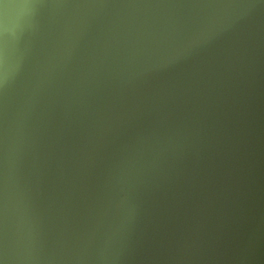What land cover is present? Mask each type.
<instances>
[{"label":"water","instance_id":"obj_1","mask_svg":"<svg viewBox=\"0 0 264 264\" xmlns=\"http://www.w3.org/2000/svg\"><path fill=\"white\" fill-rule=\"evenodd\" d=\"M9 2L3 264H264V0Z\"/></svg>","mask_w":264,"mask_h":264},{"label":"snow or ice","instance_id":"obj_2","mask_svg":"<svg viewBox=\"0 0 264 264\" xmlns=\"http://www.w3.org/2000/svg\"><path fill=\"white\" fill-rule=\"evenodd\" d=\"M9 0H0V77H2V69L7 59L8 52V32L6 26V20L3 13V8L7 7ZM0 264H3V261L0 260Z\"/></svg>","mask_w":264,"mask_h":264},{"label":"clouds","instance_id":"obj_3","mask_svg":"<svg viewBox=\"0 0 264 264\" xmlns=\"http://www.w3.org/2000/svg\"><path fill=\"white\" fill-rule=\"evenodd\" d=\"M27 7V5H14L12 3H9L7 7H4L3 8V13H4V17H5V20H6V26H7V32L9 30V13H10V9H13V8H25Z\"/></svg>","mask_w":264,"mask_h":264}]
</instances>
